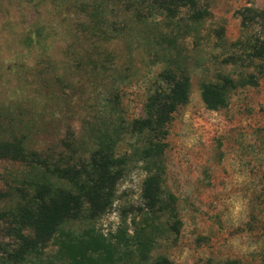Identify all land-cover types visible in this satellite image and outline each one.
Segmentation results:
<instances>
[{
  "label": "rangeland",
  "instance_id": "374dc122",
  "mask_svg": "<svg viewBox=\"0 0 264 264\" xmlns=\"http://www.w3.org/2000/svg\"><path fill=\"white\" fill-rule=\"evenodd\" d=\"M194 1L0 0V264H75L73 251L77 264L264 261V71L252 48L264 0ZM165 71L187 82V102L164 137L133 131ZM221 76L240 85L208 109L201 84ZM104 136L124 162L112 206L97 217L85 206L14 261L19 236L33 235L20 211L45 187L68 188L52 170L80 166ZM152 172L176 216L147 209Z\"/></svg>",
  "mask_w": 264,
  "mask_h": 264
},
{
  "label": "trees",
  "instance_id": "16d2710c",
  "mask_svg": "<svg viewBox=\"0 0 264 264\" xmlns=\"http://www.w3.org/2000/svg\"><path fill=\"white\" fill-rule=\"evenodd\" d=\"M178 1H186L190 5L195 4L194 0ZM252 48L254 56L261 60L257 64L258 70L264 71V37L256 39ZM247 79V84L257 85L252 74H249ZM238 85H240L239 82L228 76H221L215 82H202L201 100L208 109L216 110L224 107L229 92ZM188 96L189 87L186 81L176 78L171 72H163L160 74L159 84L146 99L144 116L135 119L131 123V129L139 132L149 130L160 133L164 137V129L171 114L179 105L187 102ZM6 145L4 144V147ZM114 146L115 141L104 136L100 146L92 151L88 159L80 166L69 169L55 167L52 170L57 178L66 180L70 186L59 189L51 188V186L45 187L38 202L20 211V221L31 227L33 235L30 238L19 236L21 246L14 256V261L22 259L29 252L44 247L60 223L64 219L77 218L85 206H87L90 217L102 215L112 206L115 186L122 175L124 165L123 160L115 155ZM10 147V149L14 148L11 145ZM153 147L152 145L147 148L149 156L152 155ZM153 151L156 152L157 149ZM142 198L146 202L147 209L151 211L158 209L176 216L173 196L165 195L157 172L148 174L144 179ZM1 219L2 214L0 213V221ZM137 243L144 247L147 246V243L140 240ZM72 260L75 264L78 263V257L74 251ZM106 260L110 258L107 257ZM152 264H171V262L166 257L159 256ZM224 264L240 263L237 260H228ZM261 264H264V261Z\"/></svg>",
  "mask_w": 264,
  "mask_h": 264
}]
</instances>
